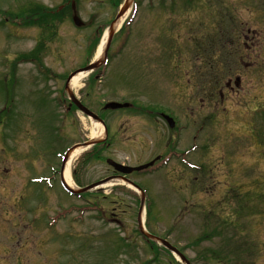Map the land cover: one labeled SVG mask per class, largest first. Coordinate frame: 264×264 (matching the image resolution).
<instances>
[{"label": "rangeland", "instance_id": "374dc122", "mask_svg": "<svg viewBox=\"0 0 264 264\" xmlns=\"http://www.w3.org/2000/svg\"><path fill=\"white\" fill-rule=\"evenodd\" d=\"M71 1L0 0V264H184L140 233L141 196L125 181L66 192L56 173L78 148L76 189L108 178L107 158L163 157L131 177L145 189L146 231L191 264H264V0H132L106 64L71 86L105 120L109 145L78 147L62 167L59 153L105 136L65 84L101 58L126 4L73 0L78 27ZM40 15L60 18L25 25ZM111 101L134 109H105Z\"/></svg>", "mask_w": 264, "mask_h": 264}, {"label": "water", "instance_id": "95a60500", "mask_svg": "<svg viewBox=\"0 0 264 264\" xmlns=\"http://www.w3.org/2000/svg\"><path fill=\"white\" fill-rule=\"evenodd\" d=\"M131 1L132 0H126V4H125L124 8L119 12V14L116 17V20L111 24L109 40L107 42V45H106V48L104 50V54H103L102 58H100L96 62H94V63H92V64H90V65H88V66H86L84 68H81V69L77 70L73 74H71L69 79H68V81H67V85H66V89L68 91V94H69L73 104L76 105L79 108V110H81V112L84 113L86 116H88V117L92 118L93 120L98 121V122H100L102 124H103V121L99 118L98 115L93 113L86 106H84L77 98H75L73 92L69 88V81L76 74L81 73V72H85V73L91 72V71L99 68L101 65H103L105 63V61L107 59L108 50H109V47L111 45V41H112L113 36L115 34V23L124 16L126 11L129 9V3H131ZM73 21H74V23L77 26H83L84 25L83 21L80 19V17L77 15L76 12H75V14L73 16ZM128 105L129 104H121V103H118V102H110V103L106 104L105 108L119 109V108L127 107ZM166 118L169 121L170 126H173L174 125L173 120L170 119L169 117H166ZM99 142L100 141H92V142H88V143H84V144H79V145L75 146L74 148H72L71 151L74 150L75 148L79 147V146L87 147L89 145H95V144H97ZM68 155H69V153L67 154L66 158L68 157ZM66 158H65V160H66ZM107 163L109 165H111L112 167H114V169L117 172H120V173H123V174H129V173H132L133 171H141V170L147 169L149 166L154 164V162H150L148 164H144V165L139 166V167H131V166H127V165H123V164L117 163V162H115L112 159H108ZM110 180H111V178H107V179L101 180V181H99L97 183H94V184H92V185H90V186H88L86 188H83V189H81L79 191H75V190L71 189L66 183H64V186H65V189L67 191L71 192L72 194H78V193L86 192V191H88L90 189H93L95 187H98L100 185L106 184ZM123 180L128 182L132 186L136 187L137 189H139V187L137 185H135L131 181H128L126 178H123ZM139 190L141 191V194H142V205H141V211H142L144 203H145V194H144V192L141 189H139ZM139 223H140L141 229L143 230L141 219L139 220ZM142 232L148 238H151V239L161 243L168 250H170L171 252L175 253L183 262H185L186 264H190V262L187 260V258L176 247H174L169 241H167L166 239L151 235V234H149V233H147L145 231H142Z\"/></svg>", "mask_w": 264, "mask_h": 264}, {"label": "trees", "instance_id": "16d2710c", "mask_svg": "<svg viewBox=\"0 0 264 264\" xmlns=\"http://www.w3.org/2000/svg\"><path fill=\"white\" fill-rule=\"evenodd\" d=\"M59 19L60 17L59 16H55V15H40L39 17H36L35 19H30L28 22H27V24L28 25H36V26H42V25H44V26H50V24H51V22L53 21V20H55V19ZM42 34H49V32L48 31H46V30H43V32H42ZM46 41L47 40H44V38L43 39H40V41H39V44H41L40 46H39V44L36 46V48L35 49H33V51L30 53V54H32L33 56H35V57H37L36 56V53L38 52V53H40V52H42L43 50H44V44L46 43ZM41 42V43H40ZM97 45L98 44H95L94 46H93V49L94 50H96V48H97ZM94 50H92V52L91 53H93L94 52ZM95 156V155H94ZM97 156H95V157H93V158H96ZM147 216H149V211L147 212ZM215 253V256L216 257H214V259L215 260H219L221 257H220V255H221V252L220 251H218V252H214ZM234 253L235 252H229V254H230V257L229 258H232V256L234 255ZM220 261V260H219Z\"/></svg>", "mask_w": 264, "mask_h": 264}, {"label": "bare ground", "instance_id": "6f19581e", "mask_svg": "<svg viewBox=\"0 0 264 264\" xmlns=\"http://www.w3.org/2000/svg\"><path fill=\"white\" fill-rule=\"evenodd\" d=\"M122 21H123V19L120 20V22H119L118 25H120V23H121ZM105 40H106V39H104L103 42H102V44L100 45L99 52L102 51V49H103V47H104V44H105ZM82 76H83V73H79V74L75 75V76L72 78L71 82H70L71 86L74 87L75 85H77L78 82L82 79ZM103 131H104V129L101 127V128L99 129V133H98L97 135H95V136H96V137H101V136L103 135ZM80 151H82V148H78L76 151H74V153H72V155H71V157H70V160L68 161V163H67V165H66V168H65L64 179H65V181L67 182V184H68L69 186H71V187H74V186H73V183H72V181H71L72 178H71V174H70L71 161H72V159L75 157V155H76L78 152H80ZM115 181H116V180H115ZM143 220H144V219H143Z\"/></svg>", "mask_w": 264, "mask_h": 264}, {"label": "flooded vegetation", "instance_id": "af4514ba", "mask_svg": "<svg viewBox=\"0 0 264 264\" xmlns=\"http://www.w3.org/2000/svg\"><path fill=\"white\" fill-rule=\"evenodd\" d=\"M71 2H73V0L71 1ZM63 7L64 6H62V9H63ZM248 33H255V32H252L251 30H249L248 31ZM245 39H248L247 37H245ZM248 41H249V39H248ZM244 44L245 45H248V42H244ZM67 81V80H66ZM69 105L71 106V103L69 102ZM71 107H73V106H71ZM133 108V107H132ZM129 109H131V108H129ZM68 110H69V106H68ZM143 112H146V111H142V113ZM146 113H149L148 111L146 112ZM146 113H144V114H146ZM150 115V114H149ZM161 115V114H160ZM162 115H163V113H162ZM110 133H108V135H107V139H106V141L104 142V143H102V144H100V145H109V143H108V141H109V139H110ZM160 161H162V157H160V160L159 161H157L156 162V164H155V166L158 164V162H160ZM112 168V167H111ZM76 171V170H75ZM142 173L144 172V171H141ZM75 174V173H74ZM135 174H140V172H133V173H131V174H128V175H125L126 176V178L127 179H130V180H132V181H134V182H136L134 179H132V177L131 176H134ZM118 176H124V175H121L120 173H118V172H116L113 168H112V174L111 175H109L108 177H118ZM59 179H60V182H61V172H59ZM138 185H139V183L138 182H136ZM118 208V207H117Z\"/></svg>", "mask_w": 264, "mask_h": 264}]
</instances>
